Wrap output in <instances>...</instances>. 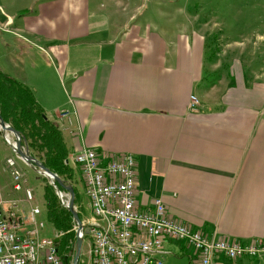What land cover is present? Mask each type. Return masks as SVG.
<instances>
[{"label": "crops", "instance_id": "obj_1", "mask_svg": "<svg viewBox=\"0 0 264 264\" xmlns=\"http://www.w3.org/2000/svg\"><path fill=\"white\" fill-rule=\"evenodd\" d=\"M119 1L36 0L17 20L0 5V68L33 90L70 159L84 148L133 154L141 208L162 198L168 216L204 235L264 244V65L208 60L202 31L159 13L138 19ZM8 159L28 185L31 167L0 132V213L27 215Z\"/></svg>", "mask_w": 264, "mask_h": 264}, {"label": "built area", "instance_id": "obj_2", "mask_svg": "<svg viewBox=\"0 0 264 264\" xmlns=\"http://www.w3.org/2000/svg\"><path fill=\"white\" fill-rule=\"evenodd\" d=\"M198 104L192 97L190 107ZM60 118L71 121L70 111L63 110ZM73 161L81 170L91 209V216L83 219L91 242L83 264H166L167 240L185 242L198 254L199 264H220V255L236 261L264 253L263 243L204 235L174 220L161 198L154 200L152 209L141 208L136 200L137 161L131 153L113 158L84 148ZM8 164L14 189L24 191L30 211L27 215L14 209L6 216L0 213V264H67L68 255L59 252L54 236H42L46 222L40 219L42 210L33 205V188L13 159ZM2 203L0 191V207ZM11 207L16 208L17 202L12 201Z\"/></svg>", "mask_w": 264, "mask_h": 264}, {"label": "rangeland", "instance_id": "obj_3", "mask_svg": "<svg viewBox=\"0 0 264 264\" xmlns=\"http://www.w3.org/2000/svg\"><path fill=\"white\" fill-rule=\"evenodd\" d=\"M35 1L36 0H0V5L3 6L6 11H15L17 20L21 13L32 10ZM119 2L121 7H128L131 11L136 12L138 14V19L151 20L154 13H156V15L159 13L163 16L162 19L166 20L171 25H175V28L185 24L187 26H193L198 31H202V33L206 34V56H208V60L214 58H224V60H228L234 57L242 59L243 57L250 56L258 59L256 64L253 63L252 70H258L262 67V64L264 65V0H120ZM1 26L2 22H0V28ZM1 55L0 53V63L3 59ZM22 57L25 59L26 56L23 55ZM249 64L250 62L246 63V65ZM207 78L209 79V77ZM9 134L11 139L15 141L16 137L12 133ZM70 165L76 168V176L79 178L81 176V170L78 165L74 163L72 158L70 159ZM27 168L30 172H27L28 185L33 188L35 196L33 205L38 206L42 210L40 219L46 222V227L42 232V236L53 237V228L47 221L44 193L45 185L49 183L52 184L51 179L40 175L28 166ZM76 185L80 191L82 200V203H80L79 206L76 205V207L78 211V207L82 210L83 220L91 216V209L89 206L90 200L82 183L79 182ZM62 193L66 201L69 197V193L67 190L66 192L62 191ZM58 198L63 205L59 196ZM75 231L77 234V224L75 225ZM90 243V236H84L79 264H83V260L85 261ZM179 243L177 241L172 243L173 246L170 251L172 254L167 256L165 263L199 264L198 254L185 242ZM72 255L74 258L75 248ZM73 258L70 264H72ZM258 261L260 263H258ZM228 262L229 264H264V253L258 257L245 256L236 261L229 260Z\"/></svg>", "mask_w": 264, "mask_h": 264}, {"label": "trees", "instance_id": "obj_4", "mask_svg": "<svg viewBox=\"0 0 264 264\" xmlns=\"http://www.w3.org/2000/svg\"><path fill=\"white\" fill-rule=\"evenodd\" d=\"M0 111L5 122L21 133L22 144L28 146L31 154L62 179L73 184L75 202L79 206L82 200L76 184L80 182L83 185V180L81 176H76V168L70 165V152L60 127L47 117L44 108L27 84L1 69ZM59 187L66 192L63 187ZM44 191L47 221L53 228L54 238H59V252L68 255L67 264H70L77 242L73 215L61 204L52 184L45 185ZM78 208L79 215L83 218L82 210Z\"/></svg>", "mask_w": 264, "mask_h": 264}, {"label": "water", "instance_id": "obj_5", "mask_svg": "<svg viewBox=\"0 0 264 264\" xmlns=\"http://www.w3.org/2000/svg\"><path fill=\"white\" fill-rule=\"evenodd\" d=\"M0 132L3 135L5 141L8 143V145L12 148V150L25 163H27L33 170L38 172L40 175H43L51 179V183L54 185L56 189V193L60 197L63 205L72 213L73 219L77 224V242L75 245V255L72 264H79L84 236L85 234L89 233V230L85 227L83 220L79 215V211L77 210L75 204L74 186L68 181L62 179L57 173L50 170L38 158L34 157L27 146L22 145L21 133L17 129L13 128L10 124L5 122L4 118L2 117L1 111H0ZM9 133H12L16 137L15 141L11 140ZM59 186L65 188L69 193V197L66 201L63 198V193ZM55 241L58 243L59 238H56ZM67 259L68 256L65 257L66 262L68 261Z\"/></svg>", "mask_w": 264, "mask_h": 264}]
</instances>
